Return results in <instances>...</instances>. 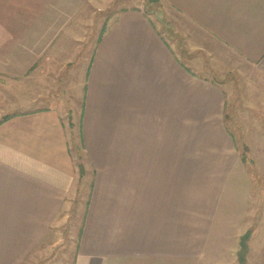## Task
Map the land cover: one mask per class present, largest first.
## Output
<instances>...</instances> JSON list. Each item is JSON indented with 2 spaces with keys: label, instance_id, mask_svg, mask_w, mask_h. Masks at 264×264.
Segmentation results:
<instances>
[{
  "label": "crops",
  "instance_id": "1",
  "mask_svg": "<svg viewBox=\"0 0 264 264\" xmlns=\"http://www.w3.org/2000/svg\"><path fill=\"white\" fill-rule=\"evenodd\" d=\"M73 214V264H264V0H0V264Z\"/></svg>",
  "mask_w": 264,
  "mask_h": 264
},
{
  "label": "rangeland",
  "instance_id": "2",
  "mask_svg": "<svg viewBox=\"0 0 264 264\" xmlns=\"http://www.w3.org/2000/svg\"><path fill=\"white\" fill-rule=\"evenodd\" d=\"M152 5L155 6V4H152ZM89 45L90 46L92 45V40L89 41ZM91 55L92 54L90 52L89 53L85 52L84 54V62H85L84 73H86V70H87L86 67L88 66V62H90L91 60ZM232 135L234 137L233 139L234 143L237 141V145L239 146L238 149L230 150L228 153L222 152V154L225 157L226 156H233V157L238 156L240 159H243L244 161L245 159L249 161L250 150H246L242 147V144H243L241 142L243 140L242 134L233 133ZM204 142L205 140L199 137V134H196V133L190 134L187 132H181V157H185V158L194 157L196 158L197 162L200 161L202 165H207L205 163H208L211 161H219V158L216 159L218 157V155L216 154L220 155V153H215V152H218L219 150L207 147L206 142L205 143ZM82 156H84V153L82 154ZM241 166L244 167L243 170ZM241 166L239 165L237 166V167H240L239 169H237V172H240V171H244L245 173L252 172V166L250 164H243ZM203 167H206V166H203ZM230 171L232 170H230L229 168L228 172ZM233 172H236V169ZM208 188H211V186H209ZM87 193L88 191L86 190L84 198L87 196ZM79 220H80V214H78L77 217H75L73 214V216L69 219L67 253L65 252L66 253L65 255L63 254L61 255L62 258L61 260L56 262L57 264H73V256H74V250H75V245H76V235H77V229H78L77 223L79 224L78 222ZM75 221H77V223Z\"/></svg>",
  "mask_w": 264,
  "mask_h": 264
}]
</instances>
